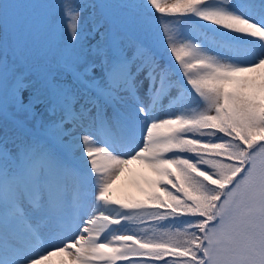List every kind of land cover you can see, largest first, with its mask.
Returning a JSON list of instances; mask_svg holds the SVG:
<instances>
[{
	"label": "snow or ice",
	"instance_id": "snow-or-ice-1",
	"mask_svg": "<svg viewBox=\"0 0 264 264\" xmlns=\"http://www.w3.org/2000/svg\"><path fill=\"white\" fill-rule=\"evenodd\" d=\"M53 257L264 264V0H0V264Z\"/></svg>",
	"mask_w": 264,
	"mask_h": 264
},
{
	"label": "bare ground",
	"instance_id": "bare-ground-1",
	"mask_svg": "<svg viewBox=\"0 0 264 264\" xmlns=\"http://www.w3.org/2000/svg\"><path fill=\"white\" fill-rule=\"evenodd\" d=\"M128 181V174L126 173L124 176H122L117 182H116V187L120 188L121 185L126 184ZM60 257H53V264H59Z\"/></svg>",
	"mask_w": 264,
	"mask_h": 264
},
{
	"label": "rangeland",
	"instance_id": "rangeland-1",
	"mask_svg": "<svg viewBox=\"0 0 264 264\" xmlns=\"http://www.w3.org/2000/svg\"><path fill=\"white\" fill-rule=\"evenodd\" d=\"M167 2L170 3L171 0H167ZM117 189L120 190V191H129L130 189L128 188V181L126 182V184L121 185V187L117 188Z\"/></svg>",
	"mask_w": 264,
	"mask_h": 264
}]
</instances>
